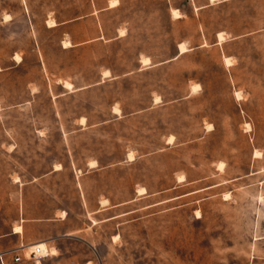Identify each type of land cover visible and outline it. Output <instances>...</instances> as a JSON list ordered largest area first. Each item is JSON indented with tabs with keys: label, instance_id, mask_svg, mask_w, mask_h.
I'll list each match as a JSON object with an SVG mask.
<instances>
[{
	"label": "rangeland",
	"instance_id": "rangeland-1",
	"mask_svg": "<svg viewBox=\"0 0 264 264\" xmlns=\"http://www.w3.org/2000/svg\"><path fill=\"white\" fill-rule=\"evenodd\" d=\"M112 1L0 0V264H264V0Z\"/></svg>",
	"mask_w": 264,
	"mask_h": 264
},
{
	"label": "bare ground",
	"instance_id": "bare-ground-1",
	"mask_svg": "<svg viewBox=\"0 0 264 264\" xmlns=\"http://www.w3.org/2000/svg\"><path fill=\"white\" fill-rule=\"evenodd\" d=\"M112 2H113V5H115V4L117 3V0H113ZM173 11H174V13H175L176 15H180V14H179V10H178L177 8H174ZM9 14H10V13H9ZM10 15H11V14H10ZM9 18H10V17H9ZM53 24H54V23H53ZM220 36H221V38H222L223 35L220 34ZM180 49H181V52H184V51L187 50V46H186V43H185V42H181V43H180ZM227 60H228V62L230 61L229 58H227ZM143 62H144V64L150 63V62H151L150 57H144V58H143ZM67 84L70 85L71 83H70V82H67ZM198 87H200V84H199V83H198V84L195 83L194 88H198ZM194 88H193V89H194ZM130 156L133 157V154L131 153ZM96 162H97V161H96ZM96 164H97V163H96ZM60 167H61V165L58 164V165H57V168H60ZM105 201H107V200H105ZM105 201H104V202H105ZM15 230H16V231H20V230H21V226H17ZM39 245L42 247L43 250H45V251L47 250V245H46L45 243H41V244L39 243ZM35 246H36V245H34L33 247L30 246V248L33 249V248H35ZM53 253H55V252H53ZM39 257H40V256H39ZM36 264H42L41 258H38V257H37V259H36Z\"/></svg>",
	"mask_w": 264,
	"mask_h": 264
},
{
	"label": "built area",
	"instance_id": "built-area-1",
	"mask_svg": "<svg viewBox=\"0 0 264 264\" xmlns=\"http://www.w3.org/2000/svg\"><path fill=\"white\" fill-rule=\"evenodd\" d=\"M27 246L26 245H24V244H22L21 246H19V247H17V248H14V249H12L11 250V252H16V253H18L17 255H16V257H15V260L16 261H20L21 259H22V256L19 254V250H21V249H24V248H26ZM31 253L32 254H34V256H37V257H42V256H44V255H47V253H48V250H43L42 249V247L39 245V244H36V246H35V248H33V250H31ZM6 253H2V254H0V256H1V258L2 259H4L3 257H4V255H5Z\"/></svg>",
	"mask_w": 264,
	"mask_h": 264
},
{
	"label": "crops",
	"instance_id": "crops-1",
	"mask_svg": "<svg viewBox=\"0 0 264 264\" xmlns=\"http://www.w3.org/2000/svg\"><path fill=\"white\" fill-rule=\"evenodd\" d=\"M20 232H22V231H20ZM20 232L14 230V233H20ZM18 247H19V246H18ZM40 258H41V257H40ZM41 261H42V258H41ZM42 264H43V261H42Z\"/></svg>",
	"mask_w": 264,
	"mask_h": 264
}]
</instances>
